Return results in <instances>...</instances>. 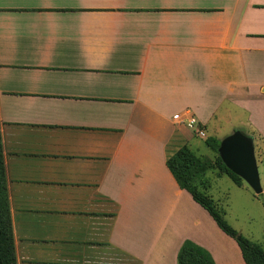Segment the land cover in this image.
Here are the masks:
<instances>
[{
  "label": "crops",
  "instance_id": "0c3cea01",
  "mask_svg": "<svg viewBox=\"0 0 264 264\" xmlns=\"http://www.w3.org/2000/svg\"><path fill=\"white\" fill-rule=\"evenodd\" d=\"M225 106L264 139V0H0L17 264H246L166 164Z\"/></svg>",
  "mask_w": 264,
  "mask_h": 264
},
{
  "label": "trees",
  "instance_id": "16d2710c",
  "mask_svg": "<svg viewBox=\"0 0 264 264\" xmlns=\"http://www.w3.org/2000/svg\"><path fill=\"white\" fill-rule=\"evenodd\" d=\"M218 138L208 136L205 143L216 152ZM217 153V152H216ZM168 169L180 188L188 191L194 201L200 204L210 214L217 226L228 236L232 237L240 248L242 258L246 264H264V249L262 246L232 227L224 218V210L219 209L214 199L207 193L204 174L210 167L199 158L187 145L180 146L169 154L166 160ZM215 166L228 175L237 185L243 180L230 171L217 155ZM0 264H17L12 220L6 188L4 159L0 133ZM177 264H216L212 255L204 247L186 239L177 252Z\"/></svg>",
  "mask_w": 264,
  "mask_h": 264
},
{
  "label": "rangeland",
  "instance_id": "374dc122",
  "mask_svg": "<svg viewBox=\"0 0 264 264\" xmlns=\"http://www.w3.org/2000/svg\"><path fill=\"white\" fill-rule=\"evenodd\" d=\"M227 108L232 110L231 118L227 119L225 113L221 115L222 120L219 123L221 128L216 130L212 127L209 129L202 127L205 137H200L192 130L193 140L189 145L193 152L210 166L204 174L205 185L209 187L207 193L214 199L217 207L224 210L225 220L238 232L260 244L264 249V139L254 138L256 159L258 161L262 158V162L258 163L263 190L260 194H256L246 182L243 181L242 185H237L228 175L222 173L214 164L217 153L205 143L208 136L221 140L236 129L252 135L246 126L239 124L244 118L242 110L237 106H225V109ZM231 262L230 253V258L227 256L225 263Z\"/></svg>",
  "mask_w": 264,
  "mask_h": 264
},
{
  "label": "water",
  "instance_id": "95a60500",
  "mask_svg": "<svg viewBox=\"0 0 264 264\" xmlns=\"http://www.w3.org/2000/svg\"><path fill=\"white\" fill-rule=\"evenodd\" d=\"M216 152L223 164L246 182L256 194L262 192L254 139L251 135L236 129L219 140Z\"/></svg>",
  "mask_w": 264,
  "mask_h": 264
},
{
  "label": "built area",
  "instance_id": "2783aa9c",
  "mask_svg": "<svg viewBox=\"0 0 264 264\" xmlns=\"http://www.w3.org/2000/svg\"><path fill=\"white\" fill-rule=\"evenodd\" d=\"M187 121L186 124L189 128H191V130H193L197 135H199L200 137H205V132L204 130L201 128L198 120L193 117L192 115H187ZM174 118H178V114L174 115Z\"/></svg>",
  "mask_w": 264,
  "mask_h": 264
}]
</instances>
